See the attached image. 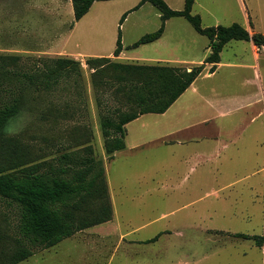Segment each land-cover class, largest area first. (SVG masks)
<instances>
[{"label":"rangeland","instance_id":"obj_1","mask_svg":"<svg viewBox=\"0 0 264 264\" xmlns=\"http://www.w3.org/2000/svg\"><path fill=\"white\" fill-rule=\"evenodd\" d=\"M140 1L98 0L83 22H75L73 5L66 0H0V54L19 55L16 62L18 69L33 71L38 59L53 57H72L81 63L80 74L72 73L64 77L50 93L42 96L43 100H31L23 107L20 115L10 123L7 134L18 136L23 142L33 145L37 153L38 148L43 147L48 159L64 151L78 149V143L89 139L96 157L105 163L110 197L112 201L113 196L121 230L130 233L129 239L146 240L163 234L155 242L159 243L157 248L163 247L159 264H264V245L258 247L253 240L237 238L233 233L229 236L221 233L212 238V192L209 186L193 193L182 192L183 189L176 186L161 189L160 180L166 177L177 183V161H166L167 157L155 158L154 154L144 152L135 157L123 154L113 160L108 158L100 127L102 107L98 105V99L101 97L99 101L109 106H114L115 101L111 90L97 89L93 85V69L87 60L102 56L80 53L90 50L109 55L113 52L116 42L111 39L114 33L117 36L119 30H123L120 26L122 15ZM165 1L173 9H183L185 5V0ZM144 7L150 11L151 21L137 33L131 31L130 24L126 23L124 42L129 44L135 36L159 27L160 18L153 16L158 12L156 6L147 1ZM192 12L200 14L203 26L238 22L250 24L264 33V0H195ZM96 14H100V18L95 19V23L93 17ZM97 21L99 30L95 28ZM170 30L182 43L183 48L178 49V53L190 52L194 59L202 54L208 38L199 34L187 19L175 18ZM63 35L70 36L67 42L59 41ZM234 43L235 40L222 51L223 58L245 56L250 68L244 73L249 74L250 83L258 85L252 51L246 46L242 54L236 53ZM151 47L143 45L139 51L143 54L157 53V48ZM159 49L171 52L167 47ZM128 53L131 54L132 50ZM106 57L121 61L113 55ZM260 63L264 72V60ZM13 84L19 86L16 79ZM27 90L34 96L43 93L32 87ZM104 91L108 92L102 94ZM66 104L69 106L62 107ZM162 169L172 171L163 176ZM146 171H149V175H146ZM206 183L208 185L211 181ZM198 196V202L189 205L192 197ZM259 198L262 201L256 207L257 219L249 224L235 225L236 228L246 233L264 234V184L263 190L260 188ZM6 211L5 202H0V215L3 216ZM82 233L76 237L81 238L84 247L76 246L71 238L61 245L72 255V264H148L149 248L155 246V243H144L131 247L128 245L130 240H126L115 251L116 239L99 240L96 232L88 230ZM82 250L86 251V255L78 259ZM33 260L43 264L41 256Z\"/></svg>","mask_w":264,"mask_h":264},{"label":"trees","instance_id":"obj_2","mask_svg":"<svg viewBox=\"0 0 264 264\" xmlns=\"http://www.w3.org/2000/svg\"><path fill=\"white\" fill-rule=\"evenodd\" d=\"M71 1L74 20L79 21L98 0ZM147 1L161 11V25L128 48L158 39L165 31L166 20L173 16L186 17L197 32L209 38L211 52L205 63L219 62L225 45L233 39L251 40L258 47L264 46L263 33L251 34L238 22L203 26L200 14L192 12L195 0H185L183 9H173L165 0H141L132 10ZM128 13L122 15L120 24ZM122 49L120 29L114 55L118 56ZM19 58V55L0 54V202H5L8 210L0 215V264H17L37 249L52 247L78 231L113 217L105 163L96 157L89 139L78 143V149L48 159L43 147L37 153L33 145L7 134L12 120L31 100H43L42 96L50 93L61 79L72 73L80 74V61L72 57L38 59L33 71H23L16 64ZM87 64L93 69L94 87L111 90L115 101L114 106H109L99 101L101 97L98 99L102 107L100 127L109 159H113L117 150L125 148L128 122L145 113L165 112L204 66L188 70L169 63L121 62L106 56L91 57ZM14 79L19 86L13 84ZM28 87L43 93L31 95ZM65 106L69 105H62ZM233 236L252 239L258 247L264 245V235L237 232Z\"/></svg>","mask_w":264,"mask_h":264},{"label":"crops","instance_id":"obj_3","mask_svg":"<svg viewBox=\"0 0 264 264\" xmlns=\"http://www.w3.org/2000/svg\"><path fill=\"white\" fill-rule=\"evenodd\" d=\"M66 1L69 4L72 3L71 0ZM145 3L134 10L132 9L135 6L129 8L127 17L120 25L123 27V30H121L123 49L118 56L114 55V50L109 55H113L122 62L169 63L184 66L188 70H191L193 66L201 64H204V66L202 72L192 84L165 112L145 113L125 125L126 146L121 150H117L113 159L123 154L135 157L144 152L154 154L155 158L163 159L167 157L166 161L168 159L174 162L177 161L178 167L175 169L179 177L177 183L174 184L166 177L160 180L161 189L168 190L170 187L176 186L183 189L182 192L193 193L199 192V189L204 186H209L210 192H212V238L222 234H226V236L228 234L229 236L231 233H246L236 228L235 225L249 224L257 219L256 207L258 202L262 201L259 198V191L260 188L263 190L264 184V72L260 63L261 60H264V57H262L264 47L259 48L251 40L237 39L230 40L224 47L225 49L235 40L236 53L242 54L246 46L250 48L254 60H256L258 85L250 83L252 80L250 81L249 74L244 73L250 68V65L243 55H235V57L224 59L221 52L219 62L216 64L205 63L206 56L211 52L209 38L206 35L201 34L206 36L208 40L203 45L204 51L202 54L196 56L195 59L193 58L195 56L190 52L178 53L177 50L182 49L183 46L182 43H179V38L172 34L170 24L175 18L184 16L168 18L165 31L158 39L137 47L128 48L142 35L153 31L148 30L135 36V39H132L129 44L124 42V25L126 23L130 24L131 31L137 33L151 21L150 11L144 7ZM91 8L80 19L82 22L85 16L90 14ZM156 9L158 12L154 13L153 16L160 18L161 25V11L157 7ZM93 18V22L96 23V20L100 18V14H96ZM243 26L251 34L261 32L255 30L250 24H243ZM95 28L96 30L100 28L98 21ZM69 37L63 35L59 41L67 42ZM117 38L118 35L115 36L114 33L111 40L116 42ZM143 45L157 48V53H141L139 48ZM160 47H167L171 52L160 50ZM131 50L132 53L129 54L128 51ZM80 54L109 56L103 55L102 52L90 50ZM212 66H214V69H212ZM250 87H252V90H250ZM259 105L261 107H258ZM171 171L170 169H162L161 174L165 176L166 173ZM136 173L141 174L140 171H136ZM147 174L149 175V171H146ZM208 181H211L212 184L207 185L206 182ZM198 199L199 196L197 198L192 197L189 205H194L195 202H198ZM111 202L113 207L112 219L78 231L52 247L36 251L32 256L17 264H37V261L33 260L36 256L42 257L41 262L43 264H72V255L66 247H61V245L65 240L71 238L76 246L84 247V244L80 241L81 238L79 239L76 236L82 232H87V230L92 233L96 232L99 240L116 239L118 243L115 246V251L126 240H130L128 245L130 244L131 247L143 245L144 243L154 244L160 240L163 234H158V237L150 242L145 241L154 237L146 240L129 239L130 233L121 230L120 222L116 216L113 196ZM216 224L226 226H216ZM95 228V231H91ZM133 231L135 232V230ZM75 238L78 240H75ZM158 244L155 243V246L149 248L151 254L150 258L147 259L148 264H159V260L162 259L163 247L157 248ZM82 251L78 259H82L86 255V251Z\"/></svg>","mask_w":264,"mask_h":264},{"label":"built area","instance_id":"obj_4","mask_svg":"<svg viewBox=\"0 0 264 264\" xmlns=\"http://www.w3.org/2000/svg\"><path fill=\"white\" fill-rule=\"evenodd\" d=\"M264 47V46H263ZM259 48H262V47H259ZM259 51V50H258Z\"/></svg>","mask_w":264,"mask_h":264}]
</instances>
